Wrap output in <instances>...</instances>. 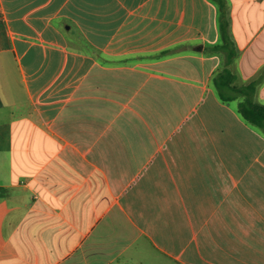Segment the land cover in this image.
<instances>
[{
  "label": "crops",
  "instance_id": "1",
  "mask_svg": "<svg viewBox=\"0 0 264 264\" xmlns=\"http://www.w3.org/2000/svg\"><path fill=\"white\" fill-rule=\"evenodd\" d=\"M226 1L0 0V264H264V133L214 83L226 19L264 98V0Z\"/></svg>",
  "mask_w": 264,
  "mask_h": 264
},
{
  "label": "trees",
  "instance_id": "2",
  "mask_svg": "<svg viewBox=\"0 0 264 264\" xmlns=\"http://www.w3.org/2000/svg\"><path fill=\"white\" fill-rule=\"evenodd\" d=\"M218 1L221 4L224 18L227 15V1ZM222 32L224 40L222 47L228 51V64L218 72L214 81L219 97L223 102L239 100L238 111L244 120L249 124L259 127L264 133V103L256 98L259 85L262 81L253 80L242 85L236 83L237 76L230 67V62L236 57L238 50L230 33L229 22L226 19L222 23ZM6 192L7 189L5 187H0V196L5 195Z\"/></svg>",
  "mask_w": 264,
  "mask_h": 264
},
{
  "label": "rangeland",
  "instance_id": "3",
  "mask_svg": "<svg viewBox=\"0 0 264 264\" xmlns=\"http://www.w3.org/2000/svg\"><path fill=\"white\" fill-rule=\"evenodd\" d=\"M258 95H260V94H258ZM258 100H259V101L261 100V102L264 103V98H263V97H261V96H260V98L258 97Z\"/></svg>",
  "mask_w": 264,
  "mask_h": 264
}]
</instances>
